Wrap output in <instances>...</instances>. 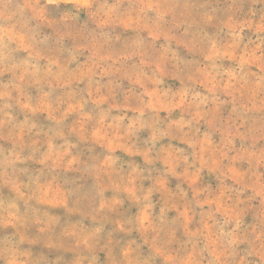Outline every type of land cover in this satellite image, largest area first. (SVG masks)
I'll return each mask as SVG.
<instances>
[{
    "label": "rangeland",
    "instance_id": "rangeland-1",
    "mask_svg": "<svg viewBox=\"0 0 264 264\" xmlns=\"http://www.w3.org/2000/svg\"><path fill=\"white\" fill-rule=\"evenodd\" d=\"M0 264H264V0H0Z\"/></svg>",
    "mask_w": 264,
    "mask_h": 264
}]
</instances>
